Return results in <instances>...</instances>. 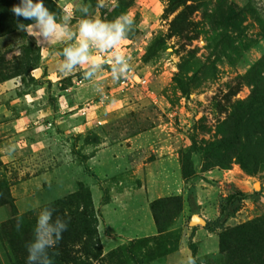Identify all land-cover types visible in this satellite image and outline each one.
Returning a JSON list of instances; mask_svg holds the SVG:
<instances>
[{
  "label": "rangeland",
  "instance_id": "rangeland-1",
  "mask_svg": "<svg viewBox=\"0 0 264 264\" xmlns=\"http://www.w3.org/2000/svg\"><path fill=\"white\" fill-rule=\"evenodd\" d=\"M247 108L256 161L221 144ZM249 222L264 247V0H0V264H229Z\"/></svg>",
  "mask_w": 264,
  "mask_h": 264
},
{
  "label": "trees",
  "instance_id": "trees-1",
  "mask_svg": "<svg viewBox=\"0 0 264 264\" xmlns=\"http://www.w3.org/2000/svg\"><path fill=\"white\" fill-rule=\"evenodd\" d=\"M44 10H40L42 13V17H47V15H50L54 12L53 9L42 7ZM256 124V116H254V112L252 109H245L242 111H238L234 113L229 121L228 124L225 125L226 132H224V138L222 139L221 144L224 146L238 143L237 135H242V132L244 135L240 137L239 142L242 141V138H245L246 143L249 147H252L254 150V154L252 156V160L256 161L257 153L255 151V147L257 148L256 144L253 142V126ZM228 125V126H227ZM251 131V135L249 136V132ZM237 134V135H236ZM237 140V141H235ZM215 146H208L204 151H202L201 155H209L213 152ZM184 163V162H183ZM188 164V161L186 162ZM186 163L183 164V176L187 180L190 176H192L194 173L191 171V174L188 173V168L185 166ZM244 167V170L249 171L247 165L245 163L242 164ZM190 172V171H189ZM236 195L239 196V198L245 197V194L242 192L236 191ZM178 203L179 199L176 198L174 200ZM193 196H189V204L193 206ZM165 204L164 201H160L156 204ZM180 206V205H179ZM165 207V206H164ZM176 207V206H175ZM178 208V207H177ZM238 211V208L234 207L232 210H227V208H223L221 211V217L217 218L213 221H206L205 229L210 232H215L218 230H223L226 227V224L228 222V218L232 215H235V213ZM152 212L154 214V219L156 221V224L158 227L160 226V218H159V212L157 208L154 206L152 208ZM255 222H249L246 224H243L241 226H238L222 235L220 238L221 240V250L226 251L227 244L235 245L236 248L233 250L235 253L233 255V259L229 262V264H264V247L260 246L257 242L256 234H258L259 230L258 227L255 226ZM194 233H195V227L193 228V233L190 236L188 246L191 250L193 256H195L197 252L196 245L194 243ZM254 246L257 247V249H254ZM197 264V263H194Z\"/></svg>",
  "mask_w": 264,
  "mask_h": 264
},
{
  "label": "clouds",
  "instance_id": "clouds-1",
  "mask_svg": "<svg viewBox=\"0 0 264 264\" xmlns=\"http://www.w3.org/2000/svg\"><path fill=\"white\" fill-rule=\"evenodd\" d=\"M38 9H39V5H37L36 9H34L33 11H36ZM13 11L16 14H19L21 12V9L18 8V7H14ZM24 15L25 16H29V15H31V13L25 11ZM82 32H83L84 35L91 36L93 38H99V39L103 40L105 45H111L112 43L116 42L120 38V29H119V27H117V31L115 33H106L103 30V26H101L100 30H97L95 25L85 23L82 26ZM105 37H106V39H105ZM72 56H73V59L76 58L75 54H72ZM49 219H50V214L49 213H43L40 216V218H39V222H38L39 226L40 227H44L45 225H47V222H48ZM58 224H59V228L63 229L64 231L67 230V226H68L67 224H61L59 222H58ZM46 231L51 233L52 231H55V229H52L51 227H48L46 229ZM61 239H62V235H61V233L59 231H57V241H59ZM43 243H45V241H41L37 246L38 247H42Z\"/></svg>",
  "mask_w": 264,
  "mask_h": 264
},
{
  "label": "built area",
  "instance_id": "built-area-1",
  "mask_svg": "<svg viewBox=\"0 0 264 264\" xmlns=\"http://www.w3.org/2000/svg\"><path fill=\"white\" fill-rule=\"evenodd\" d=\"M106 38V37H105ZM103 40H98V41H95V42H92V46L94 47V48H96L97 49V51H98V54H99V57L102 59V60H104V59H108V57H107V55H105V54H103L104 56H102V53L103 52H105V51H102L103 49H106L107 51H109V48H107L106 47V45L104 44L103 45ZM102 43V44H101ZM103 45V46H102ZM101 46H102V48H101ZM115 53V52H114ZM113 64H115L116 65V62H113ZM126 73H125V75H123V80H122V83L123 84H127L128 83V85L129 84H131V83H133V81L132 80H130V79H132L133 78V80H135V75H134V77H133V74H132V70H128V72L127 71H125ZM122 73H123V71H122ZM130 80V81H129ZM129 81V82H128Z\"/></svg>",
  "mask_w": 264,
  "mask_h": 264
}]
</instances>
